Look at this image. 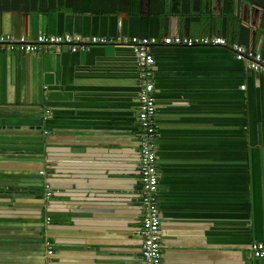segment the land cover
<instances>
[{"label":"crops","instance_id":"crops-1","mask_svg":"<svg viewBox=\"0 0 264 264\" xmlns=\"http://www.w3.org/2000/svg\"><path fill=\"white\" fill-rule=\"evenodd\" d=\"M140 1L0 0V33L220 35L264 55L243 0ZM152 52L162 263L264 264V74L226 46ZM139 93L129 45L0 52V264H144Z\"/></svg>","mask_w":264,"mask_h":264},{"label":"built area","instance_id":"built-area-1","mask_svg":"<svg viewBox=\"0 0 264 264\" xmlns=\"http://www.w3.org/2000/svg\"><path fill=\"white\" fill-rule=\"evenodd\" d=\"M119 43L132 46L138 58L140 93L138 98L137 121L139 124V151H140V172H141V202L143 217L141 229L143 234L142 257L144 264H163L161 242V215L159 207V167L156 152L158 137L157 124V99L155 85V63L152 48L159 44L178 46L218 45L229 47L239 61L245 62L248 69L258 74H264V55L262 52L251 49L246 45L234 42L230 43L223 36H120L109 39L107 37L85 38L80 34L63 33L49 34L42 33L36 38H16L11 34L0 33V52L20 51L35 53L46 50L50 47H67L72 52H78L90 48L94 44ZM245 88V86H243ZM44 174V171H41ZM44 190L48 199L53 197L51 184L45 183ZM52 218H47L50 223ZM251 254L254 258H264V242H254L251 245ZM55 254V248L48 244V256ZM51 260V259H49ZM49 264H52L50 262Z\"/></svg>","mask_w":264,"mask_h":264},{"label":"trees","instance_id":"trees-1","mask_svg":"<svg viewBox=\"0 0 264 264\" xmlns=\"http://www.w3.org/2000/svg\"><path fill=\"white\" fill-rule=\"evenodd\" d=\"M85 2H88V0H84ZM153 3V0H150ZM186 0H177V2H185ZM191 1V3L196 4L194 10L196 9V11H198L199 5L201 0H189ZM223 2H227L229 3L228 5L230 6L231 3H234V0H222ZM245 3L248 4L249 8L253 9V10H262L263 15H264V0H243ZM217 2H219V0H217ZM131 3V7L133 6L136 9H139V4L141 3L140 0H130ZM190 3V2H189ZM197 7V8H196ZM175 10V9H174ZM228 11H231V9H227ZM133 12H137V10H134ZM177 12V11H176ZM187 13H190V11H187ZM247 17V19L249 18V16H247V13H245ZM256 16H258V14H256ZM262 19H264V16L262 17Z\"/></svg>","mask_w":264,"mask_h":264}]
</instances>
